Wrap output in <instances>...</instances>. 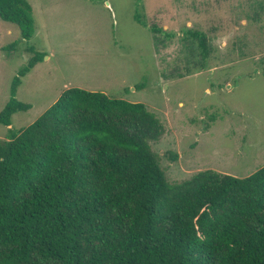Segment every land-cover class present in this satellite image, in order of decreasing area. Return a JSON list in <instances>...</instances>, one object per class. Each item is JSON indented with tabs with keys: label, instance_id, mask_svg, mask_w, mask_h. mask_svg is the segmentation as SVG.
Masks as SVG:
<instances>
[{
	"label": "trees",
	"instance_id": "16d2710c",
	"mask_svg": "<svg viewBox=\"0 0 264 264\" xmlns=\"http://www.w3.org/2000/svg\"><path fill=\"white\" fill-rule=\"evenodd\" d=\"M0 19L21 39L34 33L28 0H0ZM186 34L204 56L206 35ZM27 49L0 110L9 126L0 140V264H264V165L171 184L149 144L160 139L157 116L79 87L14 129L12 115L31 107L16 98L21 77L44 55Z\"/></svg>",
	"mask_w": 264,
	"mask_h": 264
},
{
	"label": "rangeland",
	"instance_id": "374dc122",
	"mask_svg": "<svg viewBox=\"0 0 264 264\" xmlns=\"http://www.w3.org/2000/svg\"><path fill=\"white\" fill-rule=\"evenodd\" d=\"M28 1L30 39L0 19V110L27 47L44 53L21 77L16 98L31 107L10 127L79 87L142 102L157 116L162 132L149 144L171 184L201 170L245 177L264 165V0ZM188 29L206 35L204 56ZM8 127L0 124V140Z\"/></svg>",
	"mask_w": 264,
	"mask_h": 264
}]
</instances>
